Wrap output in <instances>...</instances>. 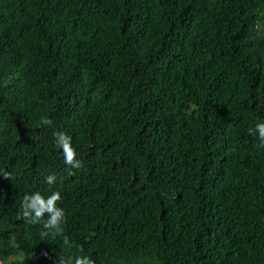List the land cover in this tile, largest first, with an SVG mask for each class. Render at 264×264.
I'll return each mask as SVG.
<instances>
[{
    "label": "trees",
    "instance_id": "trees-1",
    "mask_svg": "<svg viewBox=\"0 0 264 264\" xmlns=\"http://www.w3.org/2000/svg\"><path fill=\"white\" fill-rule=\"evenodd\" d=\"M260 122L264 0H0V264H264Z\"/></svg>",
    "mask_w": 264,
    "mask_h": 264
},
{
    "label": "clouds",
    "instance_id": "clouds-1",
    "mask_svg": "<svg viewBox=\"0 0 264 264\" xmlns=\"http://www.w3.org/2000/svg\"><path fill=\"white\" fill-rule=\"evenodd\" d=\"M43 123L50 125L52 122L45 119ZM254 131L259 133V139L264 145V122L257 123ZM54 138L55 143L62 149L64 163L72 168L80 167L81 162L76 159L77 151L72 142L73 137L65 132H56ZM3 176L8 178V173H3ZM45 179L46 183L51 186L55 184L57 177L54 174H50ZM61 200L60 191H52L50 194L35 191L31 194H26L22 201V216L32 223L42 222L45 229L59 233L62 231L61 225L65 218V210L58 206V202ZM45 214H47L46 219H44ZM64 264H95V261L86 255H78L74 260L72 257H68Z\"/></svg>",
    "mask_w": 264,
    "mask_h": 264
}]
</instances>
